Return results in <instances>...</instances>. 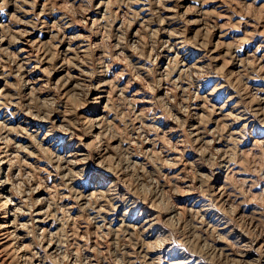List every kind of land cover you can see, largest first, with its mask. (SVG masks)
<instances>
[{"label":"rangeland","instance_id":"obj_1","mask_svg":"<svg viewBox=\"0 0 264 264\" xmlns=\"http://www.w3.org/2000/svg\"><path fill=\"white\" fill-rule=\"evenodd\" d=\"M159 2L0 0V38L4 37L0 40V121H5L0 128V149L3 150L0 151V183L6 187L0 195L6 206L12 207V217L18 226L12 236L14 241L10 240L12 251H0V260H3L0 264H25L27 260L26 264H172L174 261H187L181 264H225L227 261V264H247L239 261L241 251L235 247L241 241L239 238L242 236L246 240L244 250L250 252L251 244L264 237V0ZM220 118L222 122L218 121ZM42 166H46V170ZM211 189L224 195L222 200L212 197ZM202 195L205 197H200ZM123 198L128 202L122 201ZM197 198L200 203L194 206L196 209L204 205L205 200L206 208L212 210H208L211 216L205 221L203 216H196L189 210ZM123 212L125 219L137 223L134 231L121 225ZM34 219L38 220L34 222ZM144 221L149 229H154L153 238L149 237L146 224L141 225ZM227 222V231L233 230L231 237H221L216 228L227 227ZM152 224L155 226L150 228ZM128 235L136 245H132L131 239L128 241ZM44 248L47 251H42ZM251 253L253 261L248 264H259V254ZM233 255L237 259H233Z\"/></svg>","mask_w":264,"mask_h":264},{"label":"bare ground","instance_id":"obj_2","mask_svg":"<svg viewBox=\"0 0 264 264\" xmlns=\"http://www.w3.org/2000/svg\"><path fill=\"white\" fill-rule=\"evenodd\" d=\"M165 2H167V1H165ZM159 3H161V0H160ZM162 3H163V2H162ZM100 7H101V6H100ZM219 7H220V6H219ZM216 8H217V7H216ZM203 12H204V11H203ZM200 19H201V18H200ZM28 21H30V20H28ZM65 28H66V27H65ZM0 30H1V29H0ZM79 35H80V34L78 33V37H79ZM0 37H1V36H0ZM81 37H82V35H81ZM3 38H4V37H2V39H3ZM2 39L0 38V40H2ZM69 39H70V37H69ZM72 39H75V37H73ZM170 39H171V38H170ZM170 39H169V40H170ZM71 41H72V40H71ZM74 41H75V40H74ZM77 41H78V40H77ZM1 43H2V42H1ZM70 43H71V42H70ZM2 44H3V43H2ZM69 46H70V45H69ZM79 47H80V45H79ZM178 47H179V46H178ZM67 48H69V47H67ZM70 48H71V47H70ZM82 48H83V47H82ZM21 49H22V48H21ZM177 49H179V48H177ZM181 49H182V48H181ZM0 50H1V49H0ZM2 50H3V48H2ZM80 51H81V50H80ZM82 51H83V50H82ZM0 52H2V51H0ZM177 52H178V51H177ZM177 52H176V53H177ZM18 53H19V52H18ZM68 53H69V51H68ZM176 53H175V54H176ZM179 53H180V52H179ZM0 54H1V53H0ZM20 54H22V53H20ZM20 54H19V55H20ZM173 54H174V53H173ZM184 54H185V53H184ZM177 55H178V54H177ZM17 56H18V55H17ZM175 56H176V55H175ZM175 56H174V57H175ZM178 56H179V55H178ZM183 56H184V55H183ZM188 56H189V55H188ZM20 57H21V56H20ZM23 57H24V56H23ZM23 57H22V58H23ZM168 57H169V55H168ZM25 58H26V56H25ZM176 58H177V57H176ZM179 58H180V57H179ZM21 60H22V59H21ZM28 60H30V59H28ZM177 60H178V59H177ZM196 60H197V59H196ZM198 60H199V59H198ZM17 61H18V59H17ZM185 61H186V60H185ZM21 62H22V61H21ZM26 62H27V61H26ZM183 62H184V61H183ZM186 62H187V61H186ZM188 62H189V61H188ZM198 62H199V61H198ZM24 63H25V61L23 62V64H24ZM20 64H21V63H20ZM23 64H22V65H23ZM138 64H139V63H138ZM180 64H181V63H179V65H180ZM192 64H193V63H192ZM192 64H191V65H192ZM196 64H197V63H196ZM191 65H190V66H191ZM194 65H195V64H194ZM187 66H188V65H187ZM196 66H197V65H196ZM136 67H137V66H136ZM136 67H135V68H136ZM197 67H198V66H197ZM62 68H63V66H62ZM62 68H61V70H62ZM139 68H141V67L139 66ZM185 68H186V67H185ZM185 68H184V69H185ZM191 68H192V67H191ZM188 69H189V68H188ZM191 70H192V69H191ZM199 70L201 71V69H199ZM199 70H198V71H199ZM180 71H181V70H180ZM194 72H195V71H194ZM196 72H197V71H196ZM21 73H22V72H21ZM27 73H28V72H27ZM191 73H192V72H191ZM201 73H202V72H201ZM192 74H193V73H192ZM18 75H19V74H18ZM7 76H8V75H7ZM194 76H195V75H194ZM22 77H24V76H22ZM208 77H210V76H208ZM7 78H8V77H7ZM29 78H30V77H29ZM29 78H28V80H29ZM193 78H194V77H193ZM3 79H4V77H3ZM21 79H22V78H21ZM1 80H2V79H1ZM26 80H27V79H26ZM196 80H198V79H196ZM204 80H205V79H204ZM206 80H207V79H206ZM6 81H7V80H6ZM198 81H199V80H198ZM198 81H197V82H198ZM200 81H201V79H200ZM22 82H23V80H22ZM26 82H27V81H26ZM34 82H35V81H34ZM190 82H191V81H190ZM249 82H250V81H249ZM4 83H5V81H4ZM103 83H104V82H103ZM192 83H193V81H192ZM208 83H209V82H208ZM27 84H28V83H27ZM34 84H35V83H34ZM196 84H197V83H196ZM196 84H195V85H196ZM249 84H250V83H249ZM99 85H100V84H99ZM101 85H102V84H101ZM105 85H106V84H105ZM193 85H194V84H193ZM4 86H5V85H4ZM97 86H98V85H97ZM204 86H205V84H204ZM251 86H252V85H251ZM2 87H3V86H2ZM104 87H105V86H104ZM179 87H180V86H179ZM191 87H192V86H191ZM194 87H196V86H194ZM256 87H257V86H256ZM6 88H7V87H6ZM6 88H5V90H6ZM96 88H97V87H96ZM182 88H183V86H182ZM199 88H201V87H199ZM199 88H198V89H199ZM258 88H259V87H258ZM1 89H2V88H1ZM122 89H123V88H122ZM215 89H216V88H215ZM254 89H255V88H254ZM259 89H260V88H259ZM94 90H95V89H94ZM96 90H97V89H96ZM120 90H121V87H120ZM182 90H183V89H182ZM186 90H187V89H186ZM213 90H214V88H213ZM2 91H3V90H2ZM98 91H99V90H98ZM101 91H102V89H101ZM211 91H212V90H211ZM99 93H100V92H99ZM213 93H214V92H213ZM4 94H5V93H4ZM101 94H102V93H101ZM210 94H211V93H210ZM5 95H7V93H6ZM5 95H4V97H5ZM104 95H105V94H104ZM104 95H103V97H104ZM106 95H107V94H106ZM206 95H207V94H206ZM206 95H203V96H206ZM211 95H212V94H211ZM214 95H215V94H214ZM214 95H213V96H214ZM252 95H254V94H252ZM101 96H102V95H101ZM208 96H209V95H208ZM1 97H3V96H1ZM8 97H9V96H8ZM8 97H7V98H8ZM207 98H208V97H207ZM214 98H215V97H214ZM0 99H1V98H0ZM3 99H4V98H3ZM10 99H11V98H10ZM200 99H201V97H200ZM204 99H205V97H204ZM204 99H203V100H204ZM6 100H7V99H6ZM6 100H5V101H6ZM8 101H9V100H8ZM13 101H14V99H13ZM15 101H16V100H15ZM15 101H14V102H15ZM210 101H211V100H210ZM1 102H2V99H1ZM203 102H206V101H203ZM5 103H6V102H5ZM19 103H20V102H19ZM30 103H31V102H30ZM207 103H208V102H207ZM6 104H7V103H6ZM11 104H12V103H11ZM26 104H29V103H26ZM205 104H206V103H205ZM2 105H3V104H2ZM9 105H10V104H9ZM12 105H13V104H12ZM17 105H18V101H17ZM21 105H23V104H21ZM30 105H31V104H30ZM202 105H203V104H202ZM202 105H200V107H201ZM258 105H259V104H258ZM6 106H7V105H6ZM19 106H20V105H19ZM23 106H24V105H23ZM196 106H197V105H196ZM211 106H212V105H211ZM214 106H215V105H214ZM222 106H224V105H222ZM11 107H12V106H11ZM192 107H193V106H192ZM212 107H213V106H212ZM215 107H216V106H215ZM218 107H219V106H218ZM233 107H234V105H233ZM242 107H243V106H242ZM28 108H29V107H28ZM8 109H9V108H8ZM11 109H13V108H11ZM16 109H17V108H16ZM20 109H21V108H20ZM25 109H26V107H25ZM29 109H30V108H29ZM32 109H33V107H32ZM196 109H197V108H196ZM222 109H223V108H222ZM232 109H233V108H232ZM241 109H242V108H241ZM241 109H240V110H241ZM244 109H245V108H244ZM256 109H257V107H256ZM230 110H231V109H230ZM16 111H17V110H16ZM20 111H21V110H20ZM192 111H193V110H192ZM195 111H196V110H195ZM210 111H211V110H210ZM241 111H242V110H241ZM244 111H245V110H244ZM13 112H14V111H13ZM217 112H218V111H217ZM246 112H247V111H245V113H246ZM251 112H252V110H251ZM14 113H15V112H14ZM23 113H24V112H23ZM23 113H22V114H23ZM30 113H32V112H30ZM193 113H194V112H193ZM214 113H215V112H214ZM229 113H230V112H229ZM235 113H236V112H235ZM245 113H244V114H245ZM254 113H257V111L254 112ZM254 113H252V114H254ZM258 113H259V112H258ZM0 114H1V113H0ZM5 114H7V113H4V115H5ZM26 114H28V113H26ZM26 114H25V115H26ZM32 114H33V113H32ZM47 114H48V113H47ZM49 114H50V113H49ZM196 114H198V113H196ZM242 114H243V113H242ZM13 115H14V114H13ZM28 115H30V114H28ZM43 115H44V114H43ZM199 115H201V113H200ZM203 115H204V114H203ZM214 115H217V114H214ZM219 115H220V114H218V116H219ZM224 115H225V113H224ZM233 115H234V114H233ZM245 115H247V114H245ZM257 115H258V114H257ZM14 116H15V115H14ZM20 116H21V115H20ZM33 116H34V115H33ZM45 116H46V115H45ZM45 116H44V117H45ZM48 116H49V115H48ZM197 116H198V115H197ZM227 116H228V115H227ZM234 116H235V115H234ZM237 116H238V115H237ZM241 116H242V115H241ZM241 116H239V117H241ZM255 116H256V115H255ZM259 116H260V115H259ZM9 117H10V116H9ZM11 117H12V115H11ZM11 117H10V118H11ZM16 117H17V116H16ZM38 117H39V116H38ZM214 117H215V116H214ZM245 117H246V116H245ZM245 117H244V118H245ZM253 117H254V115H253ZM10 118H9V119H10ZM41 118H42V117H41ZM159 118H160V117H159ZM215 118H216V117H215ZM0 119H1V118H0ZM6 119H7V118H6ZM19 119H20V118H19ZM45 119H47V118H45ZM45 119H44V120H45ZM235 119H236V118H235ZM254 119H255V118H254ZM257 119H258V118H257ZM2 120H3V119H2ZM47 120H48V119H47ZM222 120H223V119H222ZM243 120H244V119H243ZM250 120H251V118H250ZM3 121H4V120H3ZM3 121H0V128H1V126H3V123H2ZM6 121H7V120H6ZM9 121H12V120H9ZM25 121H26V119H25ZM27 121H28V120H27ZM62 121H63V120H61V122H62ZM218 121L220 122V121H221V118H220ZM230 121H231V120H230ZM248 121H249V120H248ZM252 121H253V120H252ZM254 121H255V120H254ZM4 122H5V121H4ZM18 122H19V121H18ZM41 122H42V121H41ZM59 122H60V121H59ZM63 122H64V121H63ZM221 122H222V121H221ZM231 122H232V121H231ZM231 122H230V123H231ZM236 122H237V121H236ZM245 122H246V121H245ZM33 123H34V122H33ZM227 123H228V122H227ZM249 123H251V122H249ZM253 123H254V122H253ZM8 124H9V123H8ZM18 124H19V123H18ZM26 124H28V122H27ZM38 124H39V123H38ZM48 124H49V122H48ZM228 124H229V123H228ZM242 124H243V123H242ZM13 125H14V124H13ZM35 125H36V124H35ZM198 125H199V124H198ZM235 125H236V124H235ZM243 125H244V124H243ZM243 125H242V127H243ZM7 126H8V125H7ZM25 126H26V125H25ZM37 126H38V125H37ZM39 126H40V125H39ZM174 126H175V125H174ZM190 126H191V125H190ZM194 126H195V125H194ZM222 126H223V124H222ZM228 126H229V125H228ZM245 126H246V124H245ZM245 126H244V127H245ZM10 127H11V126H10ZM10 127L8 126L7 128H10ZM15 127H16V126H15ZM18 127H19V126H18ZM18 127H17V128H18ZM49 127L51 128V126H49ZM49 127H48V128H49ZM176 127H177V126H176ZM176 127H175V128H176ZM242 127H241V128H242ZM247 127H248V126H247ZM3 128H4V127H3ZM7 128H6V129H7ZM12 128H13V127H12ZM21 128H22V127H21ZM34 128H35V127H34ZM97 128H98V127H97ZM192 128H193V127H192ZM192 128H191V129H192ZM194 128H195V127H194ZM6 129H5V130H6ZM10 129H11V128H10ZM24 129H25V128H23V130H24ZM38 129H39V128H38ZM170 129H171V128H170ZM170 129H169V130H170ZM172 129H173V128H172ZM257 129H258V128H257ZM25 130H26V129H25ZM27 130H29V129L27 128ZM41 130H42V129H41ZM46 130H47V129H46ZM51 130H52V129H51ZM140 130L142 131V129H140ZM193 130H194V129H193ZM195 130H198V129L196 128ZM228 130H229V129H228ZM244 130H245V129H244ZM6 131H7V130H6ZM11 131H12V130H11ZM15 131H16V130H15ZM21 131H22V130H21ZM33 131H34V130H33ZM198 131H200V130H198ZM198 131H196V132H198ZM231 131H232V130H231ZM26 132H27V131H26ZM37 132H38V131H37ZM37 132H36V133H37ZM42 132H43V131H42ZM49 132H50V131H49ZM137 132H138V131H137ZM170 132H171V130L169 131V133H170ZM196 132H195V134H196ZM203 132H205V131H203ZM203 132H201V133H203ZM210 132H211V131H210ZM8 133H9V132H8ZM8 133H7V134H8ZM12 133H13V132H12ZM21 133H22V132H21ZM21 133H20V135H21ZM24 133H25V132H24ZM31 133H32V132H31ZM38 133H39V132H38ZM55 133H57V132H55ZM139 133H140V131H139ZM166 133H167V132H166ZM191 133H192V132H190V135L193 134V133H192V134H191ZM199 133H200V132H199ZM199 133H197V134H199ZM230 133H231V132H230ZM5 134H6V133H5ZM10 134H11V133H10ZM15 134H16V133H15ZM61 134H62V133H61ZM232 134H233V133H232ZM24 135H25V134H24ZM44 135H46V134H44ZM47 135H48V134H47ZM53 135H54V134H53ZM142 135H143V134H142ZM151 135H152V134H151ZM201 135H203V134H201ZM11 136H13V135H11ZM11 136H10V137H11ZM28 136L30 137V133H29ZM36 136H37V135H36ZM38 136H39V135H38ZM49 136H51V135H49ZM49 136H48V137H49ZM168 136H170V135H168ZM182 136H183V135H182ZM194 136H195V135H194ZM232 136H233V135H232ZM2 137H3V136H2ZM2 137H1V138H2ZM4 137H5V135H4ZM8 137H9V136H8ZM17 137H19V136H17ZM33 137H34V136H33ZM45 137H47V136H45ZM45 137H44V139H45ZM140 137H141V136H140ZM229 137H230V136H229ZM15 138H16V137H15ZM22 138H23V137H22ZM31 138H32V137H31ZM37 138H38V137H37ZM37 138H36V139H37ZM42 138H43V137H42ZM49 138H50V137H49ZM59 138H60V137H59ZM59 138H57V139H59ZM143 138H144V137H143ZM191 138H192V137H191ZM191 138H190V139H191ZM204 138H205V137H204ZM231 138H234V137H231ZM2 139H3V138H2ZM24 139H25V138H24ZM27 139H30V138H27ZM34 139H35V138H34ZM34 139H33V141H34ZM36 139H35V141H36ZM44 139H43V140H44ZM150 139H151V138H150ZM194 139H195V138H194ZM198 139H200V137H199ZM205 139H206V138H205ZM205 139H204V140H205ZM18 140H19V139H18ZM68 140H70V138H69ZM179 140H180V139H179ZM206 140H207V139H206ZM2 141H4V140H2ZM5 141H8V140L6 139ZM144 141H145V140H144ZM150 141H151V140H150ZM201 141H202V140H201ZM201 141H200V142H201ZM209 141H211V140H209ZM11 142H12V141H11ZM11 142H10V144H11ZM18 142H19V141H18ZM24 142H25V141H24ZM29 142H30V141H29ZM52 142H53V141H52ZM151 142H152V141H151ZM186 142H187V141H186ZM195 142H196V141H195ZM206 142H207V141H206ZM211 142H212V141H211ZM7 143H8V142H7ZM14 143H15V141H14ZM20 143H21V142H20ZM54 143H55V142H54ZM58 143H59V142H58ZM147 143H148V142H147ZM153 143H154V141H153ZM153 143H152V144H153ZM190 143H191V142H190ZM196 143H199V141L196 142ZM209 143H210V142H209ZM37 144H38V143H37ZM39 144H41V143H39ZM4 145H6V144L4 143ZM17 145H19V143H18ZM17 145H16V146H17ZM205 145H206V144H205ZM1 146H3V145H1ZM24 146H25V145H24ZM24 146H23V147H24ZM48 146H49V145H48ZM59 146H60V145H59ZM61 146H62V145H61ZM147 146H148V145H147ZM199 146H200V145H199ZM221 146H222V145H221ZM23 147H22V150H23ZM26 147H27V145H26ZM28 147H31V146L28 145ZM50 147H51V145H50ZM75 147H76V145H75ZM202 147H203V146H202ZM3 148H4V147H3ZM16 148H17V147H16ZM24 148H25V147H24ZM45 148H46V146H45ZM78 148H79V147H78ZM78 148H77V149H78ZM126 148L129 149L128 147H126ZM126 148H125V150H126ZM198 148H199V147H198ZM225 148H226V147H225ZM225 148H224V149H225ZM5 149H6V148H5ZM42 149H44V148H42ZM47 149H49V148H47ZM56 149H57V148H56ZM219 149H222V148H219ZM8 150H9V149H8ZM17 150H18V148H17ZM17 150H16V151H17ZM45 150H46V149H45ZM49 150H50V149H49ZM202 150H203V148H202ZM215 150H218V149H215ZM222 150H223V149H222ZM0 151H1V149H0ZM2 151H3V150H2ZM2 151H1V152H2ZM4 151H5V150H4ZM6 151H7V150H6ZM9 151H10V150H9ZM31 151H32V150H30V152H31ZM47 151H48V150H47ZM59 151H60V150H59ZM59 151H58V152H59ZM73 151H74V150H73ZM224 151H225V150H224ZM21 152H22V151H21ZM27 152H28V151H27ZM30 152H29V153H30ZM32 152H33V151H32ZM32 152H31V153H32ZM52 152H53V151H52ZM218 152H219V151H218ZM220 152H221V151H220ZM16 153H17V152H16ZM23 153H24V152H23ZM29 153H28V154H29ZM47 153H48V152H47ZM54 153H56V151H55ZM54 153H53V154H54ZM73 153H74V152H73ZM125 153H126V152H125ZM127 153H129V152H127ZM200 153H201V150H200ZM2 154H3V153H2ZM5 154H6V153H5ZM48 154H49V153H48ZM51 154H52V153H51ZM53 154H52V155H53ZM68 154H69V153H68ZM71 154H72V153H71ZM6 155H7V154H6ZM23 155H24V154H23ZM25 155H26V153H25ZM49 155H50V154H49ZM65 155H66V154H65ZM81 155H82V153H81ZM85 155H86V154H85ZM99 155H100V154H99ZM128 155H129V154H128ZM130 155H131V153H130ZM130 155H129V156H130ZM4 156H5V155H4ZM14 156H16V155H14ZM53 156H55V155H53ZM57 156H58V154H57ZM6 157H10V156H6ZM6 157H5V158H6ZM44 157H45V156H44ZM47 157H48V155H47ZM59 157H60V155H59ZM74 157H75V156H74ZM78 157H79V156H78ZM78 157H77V158H78ZM99 157H101V155H100ZM14 158H15V157H14ZM28 158H30V156H29ZM52 158H53V157H52ZM77 158H76V159H77ZM79 158H80V157H79ZM88 158H89V157H88ZM130 158H132V156H131ZM61 159H62V158H61ZM66 159H67V158H66ZM73 159H74V158H73ZM81 159H83V157H82ZM85 159H86V158H85ZM95 159H96V157H95ZM104 159H105V158H104ZM222 159H224V158H222ZM6 160H7V159H6ZM57 160H59V159H57ZM68 160H69V159H68ZM71 160H72V159H71ZM71 160H69V161H71ZM86 160H88V159H86ZM102 160H103V159H101L100 161L102 162ZM54 161H56V160L54 159ZM59 161H60V160H59ZM64 161H65V159H64ZM82 161H84V160H82ZM100 161H99V163H100ZM228 161H229V159H228ZM12 162H13V161H12ZM36 162H37V164H38V161H36ZM60 162H61V161H60ZM66 162H67V160H66ZM71 162H72V161H71ZM76 162H77V161H76ZM87 162H88V161H87ZM87 162H86V163H87ZM104 162H105V161H104ZM229 162H230V161H229ZM40 163H41V162H40ZM56 163H57V162H56ZM73 163H74V162H73ZM97 163H98V162H96V165H97ZM7 164H8V163H7ZM22 164H24V161L22 162ZM54 164H55V163H54ZM57 164H58V163H57ZM62 164H63V163H62ZM66 164H67V163H66ZM76 164H77V163H76ZM100 164H101V163H100ZM133 164H134V163H133ZM70 165H71V164H70ZM84 165H85V164H84ZM94 165H95V164H94ZM98 165H99V164H98ZM108 165H109V164H108ZM108 165H106V166H108ZM230 165H231V164H230ZM230 165H229V166H230ZM12 166H13V165H12ZM57 166H58V165H57ZM72 166H73V165H72ZM72 166H70V167H72ZM87 166H88V165H87ZM100 166H101V165H100ZM100 166H99V167H100ZM224 166H225V165H224ZM229 166H228V167H229ZM39 167H40V166H39ZM42 167H43V166H42ZM44 167H46V166H44ZM44 167H43V168H44ZM67 167H68V166H67ZM73 167H74V166H73ZM75 167H76V166H75ZM102 167H103V164H102ZM200 167H201V166H200ZM231 167H232V166H231ZM1 168H2V167H1ZM7 168H8V167H7ZM7 168H6V169H7ZM37 168H38V166H37ZM57 168H58V167H57ZM57 168H56V169H57ZM64 168H65V167H64ZM68 168H69V167H68ZM68 168H67V169H68ZM84 168H85V167H84ZM95 168H96V167H95ZM233 168H234V167H233ZM233 168H232V169H233ZM8 169H9V168H8ZM8 169H7V170H8ZM14 169H15V168H14ZM19 169H20V168H19ZM44 169H45V168H44ZM58 169H59V168H58ZM58 169H57V170H58ZM102 169H103V168H102ZM104 169H106V168H104ZM108 169H109V168H108ZM108 169H107V170H108ZM112 169H113V168H112ZM225 169H226V168H225ZM45 170H46V169H45ZM62 170H63V169H62ZM69 170H70V168H69ZM55 171H56V170H55ZM84 171H86V170L84 169ZM84 171H83V172H84ZM87 171H88V170H87ZM89 171H90V170H89ZM108 171H110V170H108ZM219 171H220V170H219ZM223 171H224V170H223ZM0 172H2V171L0 170ZM19 172H20V171H18V173H19ZM49 172H50V174H51V171H49ZM74 172H75V171H74ZM110 172H111V171H110ZM215 172H217V171H215ZM3 173H4V172H3ZM5 173H6V172H5ZM18 173H17V174H18ZM45 173H46V172H45ZM61 173H62V171H61ZM75 173H77V172H75ZM75 173H74V174H75ZM78 173H79V172H78ZM78 173H77V175H79ZM101 173H102V172H101ZM108 173H109V172H108ZM111 173H112V172H111ZM237 173H238V172H237ZM17 174H16V175H17ZM54 174H55V173H54ZM66 174H68V173H66ZM70 174H71V172H70ZM70 174H68V175H70ZM83 174H84V173H83ZM83 174H82V175H83ZM91 174H92V172H91ZM94 174H95V173H94ZM5 175H6V174H5ZM47 175H48V173H47ZM52 175H53V174H52ZM62 175H63V174H62ZM68 175H66V176H68ZM80 175H81V174H80ZM207 175H208V174H207ZM207 175H206V176H207ZM211 175H212V174H211ZM53 176H54V175H53ZM58 176H59V175H58ZM60 176H61V175H60ZM63 176H64V175H63ZM72 176H73V175H72ZM72 176H69V177H71L70 180H72ZM75 176H76V175H75ZM226 176H227V175H226ZM5 177H6V176H5ZM17 177H18V176H17ZM78 177H79V176H78ZM103 177H104V176H103ZM115 177H116V176H115ZM213 177H214V176H213ZM215 177H216V176H215ZM228 177H229V175H228ZM230 177H231V176H230ZM53 178H54V177H53ZM74 178H75V177H74ZM84 178H85V177H84ZM219 178H220V177H219ZM44 179H45V178H44ZM48 179H49V178H48ZM64 179H65V178H64ZM67 179H68V177H67ZM76 179H77V176H76ZM208 179H209V178H208ZM225 179H227V178L225 177ZM225 179H224V180H225ZM229 179H230V178H229ZM245 179H246V178H245ZM57 180H58V179H57ZM59 180H60V179H59ZM59 180H58V181H59ZM219 180H220V179H219ZM1 181H2V179H1ZM1 181H0V182H1ZM3 181H6V180L3 179ZM9 181H10V180H9ZM43 181H44V180H43ZM48 181H49V180H48ZM48 181H47V182H48ZM52 181H53V180H52ZM54 181H56V179H55ZM81 181H82V180H81ZM217 181H218V179H217ZM222 181H223V180H222ZM245 181H246V180H245ZM6 182H8V181H6ZM47 182H46V186H47ZM75 182H77V181H75ZM96 182H97V181H96ZM184 182H186V181H184ZM3 183H4V182H3ZM48 183H49V182H48ZM60 183H61V182H60ZM63 183H64V182H63ZM113 183H114V182H113ZM113 183H111V184L113 185ZM116 183H117V182H116ZM116 183H115V184H116ZM222 183H223V182H222ZM224 183H226V182H224ZM10 184H11V183H10ZM42 184H44V183L42 182ZM57 184L59 185V183H57ZM69 184H70V183H69ZM84 184H85V183H84ZM201 184H202V183H201ZM201 184H200V186H201ZM13 185H14V184H13ZM55 185H56V183H55ZM62 185H63V184H62ZM70 185H72V184H70ZM70 185H69V186H70ZM75 185H76V184H75ZM112 185H111V186H112ZM226 185H227V183H226ZM14 186H15V185H14ZM39 186H40V185H39ZM48 186H49V185H48ZM67 186H68V185H67ZM81 186H82V185H81ZM113 186H114V185H113ZM183 186H184V185H183ZM210 186L214 188V186H212V185H210ZM51 187H53V185H52ZM58 187H59V186H58ZM60 187H61V186H60ZM108 187H109V186H108ZM108 187H107V188H108ZM117 187H118V186H117ZM219 187H220V186H219ZM39 188H40V187H39ZM43 188H44V187H43ZM53 188H54V187H53ZM66 188H67V187H66ZM72 188H73V187H72ZM83 188H84V187H83ZM83 188H82V189L80 188V189L83 190ZM103 188H104V187H103ZM103 188H102V189H103ZM109 188H110V187H109ZM220 188H221V187H220ZM225 188H226V187H225ZM5 189H6V187H5V186H2V184L0 183V194H1V193L3 194V193L5 192ZM17 189H18V188H17ZM49 189H50V188H49ZM51 189H52V188H51ZM51 189H50V190H51ZM56 189H57V187H56ZM60 189H61V188H60ZM68 189H69V188H68ZM70 189H71V186H70ZM203 189H204V188H203ZM214 189H215V188H214ZM223 189H224V188H223ZM223 189H222V190H223ZM228 189H229V188H228ZM8 190H9V189H8ZM50 190H49V191H50ZM52 190H53V189H52ZM63 190H64V189H63ZM72 190H73V189H72ZM72 190H71V191H72ZM74 190H77V189L74 188ZM95 190H96V189H95ZM105 190L107 191V189H105ZM105 190H104V191H105ZM200 190H201V189H200ZM211 190H212V189H211ZM215 190H216V189H215ZM217 190H218V189H217ZM229 190H230V189H229ZM9 191H10V190H9ZM15 191H17V190H15ZM18 191H19V189H18ZM20 191H21V189H20ZM20 191H19V192H20ZM35 191H36V190H35ZM65 191H66V189H65ZM65 191H64V192H65ZM92 191H94V190H92ZM109 191H110V190H109ZM111 191H112V190H111ZM192 191H193V190H192ZM202 191H203V190H202ZM212 191H213V190H212ZM224 191H225V193H226V189H225ZM21 192H22V191H21ZM21 192H20V193H21ZM55 192H56V190H55ZM66 192H67V191H66ZM78 192H79V191H78ZM78 192H77V193H78ZM81 192H83V191H81ZM90 192H91V191H90ZM95 192H96V191H95ZM175 192H176V191H175ZM177 192H178V191H177ZM205 192H206V191H205ZM43 193H44V192H43ZM57 193H59V191H58ZM69 193H71V192H69ZM69 193H68V194H69ZM72 193H73V191H72ZM72 193H71V194H72ZM109 193H110V192H109ZM116 193H117V192H116ZM198 193H199V192H198ZM201 193H202V192H201ZM227 193H228V192H227ZM227 193H226V194H227ZM231 193H232V190H231ZM233 193H234V192H233ZM27 194H28V192H27ZM50 194H51V193H50ZM54 194H55V193H54ZM68 194H65V195H68ZM74 194H76V193L74 192ZM83 194H84V193H83ZM97 194H98V193H97ZM101 194H102V191H101ZM103 194H104V193H103ZM103 194H102V195H103ZM178 194H180V192H179ZM189 194H190V193H189ZM202 194H203V193H202ZM234 194H235V193H234ZM24 195H26V193H25ZM39 195H40V194H39ZM41 195H42V194H41ZM55 195H56V194H55ZM91 195L94 196V194H91ZM113 195H114V194H113ZM204 195H205V193H204ZM204 195H202V196H200V197H205ZM210 195H211L212 197H214V198L216 197L217 199H221V197L224 196V195L220 194L219 191H215V192L213 191V192H211ZM229 195H230V194H228V196H229ZM26 196H27V195H26ZM58 196H59V195H58ZM69 196H70V195H69ZM78 196H79V195H78ZM80 196H81V195H80ZM83 196H84V195H83ZM83 196H81V198H82ZM98 196H99V195H98ZM100 196H101V195H100ZM117 196H119V195H117ZM117 196H115V197H117ZM174 196H175V195H174ZM176 196H177V195H176ZM228 196H227V197H228ZM230 196H231V195H230ZM2 197H3V196L0 195V201L3 200ZM5 197H6V196H5ZM24 197H25V196H24ZM24 197H23V198H24ZM28 197H30V196H28ZM89 197H90V196H89ZM89 197H88V198H89ZM103 197H104V196H103ZM103 197H102V198H103ZM113 197H114V196H113ZM123 197H124V196H123ZM191 197H192V196H191ZM196 197H197V196H196ZM3 198H4V197H3ZM8 198H10V197H8ZM11 198H12V197H11ZM39 198H40V197H39ZM49 198H50V197H49ZM62 198H63V197H62ZM76 198H80V197H76ZM107 198H108V197H107ZM107 198H106V199H107ZM110 198H111V197H110ZM110 198H108V199H110ZM206 198H207V197H206ZM208 198H209V197H208ZM214 198H213V199H214ZM237 198H238V197H237ZM5 199H6V198H5ZM14 199H15V196H14ZM26 199H27V198H26ZM57 199H58V198H57ZM94 199H95V198H94ZM98 199H99V198H98ZM112 199H113V198H112ZM125 199H126V198H125ZM225 199H226V198H225ZM231 199H232V198H231ZM6 200H7V199H6ZM12 200H13V199H12ZM15 200H16V199H15ZM23 200H24V199H23ZM23 200H22V201H23ZM28 200H29V199H28ZM59 200H60V199H59ZM68 200H69V199H68ZM77 200H78V199H77ZM77 200H76V201H77ZM85 200H87V199H85ZM123 200H124V198L122 199V201H123ZM198 200H199V198H197V200H195V201L193 202V204H191V208H190L189 210H190V211H193V212L196 214V216H197V215H201V216H203L204 221H205L206 218H208L209 216H211V214L209 213L210 211L208 212V210H211V208H206V201L204 200V205H202L201 207H199V208L196 209L194 206H197L198 203H200ZM221 200H222V199H221ZM235 200H236V199H235ZM45 201H46V200H45ZM63 201H64V200H63ZM80 201H81V200H80ZM83 201H84V200H83ZM95 201H97V200H95ZM99 201H100V200H98L97 202H99ZM102 201H103V199H102ZM108 201H109V203H111L110 200H108ZM112 201H114V200H112ZM124 201H125V200H124ZM126 201H127V200H126ZM126 201H125V202H126ZM215 201H216V200H215ZM215 201H214V202H215ZM7 202H8V201H7ZM11 202H12V201H11ZM48 202H49V200H48ZM106 202H107V201H106ZM115 202H116V201H115ZM118 202H119V201H118ZM127 202H128V201H127ZM210 202H211V201H210ZM226 202H227V200H226ZM20 203H21V202H20ZM35 203H36V202H34V204H35ZM57 203H58V202H57ZM77 203H79V202H77ZM88 203H89V202H88ZM101 203H102V202H101ZM113 203H114V202H113ZM122 203H123V202H122ZM132 203H133V202H132ZM208 203H209V202H208ZM220 203H221V202H220ZM220 203H219V204H220ZM228 203H229V202H228ZM239 203H240V202H239ZM17 204H19V203H17ZM30 204H31V203H30ZM49 204H51V203H49ZM54 204H55V203H54ZM79 204H80V203H79ZM79 204H78V205H79ZM86 204H87V201H86ZM86 204H85V205H86ZM107 204H108V203H107ZM123 204H125V203H123ZM129 204H130V203H129ZM136 204H138V202L135 203V205H136ZM151 204H152V203H151ZM155 204H156V205H155ZM155 204H154V205L156 206L155 208H157V207H158V206H157L158 203H155ZM168 204H169V203H168ZM168 204H167V205H168ZM171 204H172V203H171ZM173 204H175V203H173ZM202 204H203V203H202ZM210 204H212V203H210ZM230 204H233V203H230ZM19 205H21V204H19ZM24 205H25V204H24ZM24 205H23V206H24ZM26 205H28V204H26ZM87 205H88V204H87ZM100 205H101V204H100ZM112 205H113V204H112ZM112 205H111V207H114V208H115L116 205H114V206H112ZM135 205H134V206H135ZM164 205H165V204H164ZM169 205H170V204H169ZM213 205H214V204H213ZM221 205H222V203H221ZM221 205H220V206H221ZM225 205H226V204H225ZM235 205H237V204H235ZM12 206H13V205H12ZM23 206H22V207H23ZM28 206H29V205H28ZM39 206H40V204H39ZM45 206H47V205H45ZM64 206H65V205H64ZM68 206H69V204H68ZM70 206H72V205H70ZM73 206H74V205H73ZM102 206H103V203H102ZM102 206H101V207H102ZM107 206H108V205H107ZM117 206H118V205H117ZM173 206H175V205H173ZM210 206H211V205H210ZM1 207H2L3 212H2V214H0V251H1V252H2V251L5 252V251H7L8 249L11 248L12 245L10 244V240H11L12 236L16 233V228H17L18 226H17V227L15 226V220H16V219L14 220V218L12 217V216H13V215H12V212H13V211H12V207L6 206L5 201H2V202H1ZM25 207H26V206H25ZM30 207H31V206H30ZM35 207H36V206H35ZM40 207H41V206H40ZM51 207H52V206H51ZM57 207H58V206H57ZM60 207H62V206L60 205ZM75 207H76V206H75ZM84 207L88 208L87 206H84ZM99 207H100V206H99ZM105 207H106V206H105ZM137 207H138V206H137ZM152 207H154V206H152ZM159 207H160V206H159ZM164 207H165V206H164ZM166 207H167V206H166ZM184 207H185V206H184ZM215 207H216V206H215ZM230 207H231V206H230ZM33 208H34V207H33ZM36 208H37V207H36ZM68 208H69V207H68ZM68 208H67V209H68ZM70 208H71V207H70ZM82 208H83V207H82ZM86 208H85V209H86ZM94 208H95V207H94ZM107 208H108V207H107ZM109 208H110V207H109ZM114 208H113V209H114ZM130 208H131V207H130ZM130 208H129V209H130ZM160 208H161V207H160ZM172 208H173V207H172ZM177 208H178V207H177ZM212 208H213V207H212ZM217 208L219 209L220 207H217ZM14 209H15V208H14ZM17 209H18V208H17ZM24 209H25V208H24ZM38 209H39V208H38ZM59 209H60V211H62L61 208H59ZM76 209H77V208H76ZM83 209H84V208H83ZM95 209H96V208H95ZM97 209H99V208H97ZM116 209H117V208H116ZM127 209H128V207H127ZM129 209H128V210H129ZM137 209H138V208H137ZM157 209H158V208H157ZM164 209H166V208H164ZM164 209H163V210H164ZM170 209H171V208H170ZM184 209H185V208H184ZM187 209H188V208H186V210H187ZM222 209H224V208H222ZM240 209H241V208H240ZM253 209H254V208H253ZM259 209H260V208H259ZM261 209H262V208H261ZM33 210H34V209H33ZM43 210H44V209H43ZM46 210L48 211V208H47ZM73 210H74V209H73ZM73 210H71V211H73ZM77 210H78V212H79V209H77ZM81 210H82V209H81ZM90 210H91V209H90ZM104 210H105V209H104ZM108 210H109V209H108ZM110 210H111V209H110ZM155 210H156V209H155ZM158 210H159V209H158ZM160 210H161V209H160ZM176 210H177V209H176ZM216 210H217V209H216ZM26 211H27V210H26ZM26 211H25V212H26ZM47 211H46V213H47ZM55 211H56V210H55ZM84 211H85V210H84ZM91 211H92V210H91ZM91 211H90V214H91ZM98 211H99V210H98ZM102 211H103V210H102ZM106 211H107V210H106ZM111 211H112V210H111ZM111 211H110V212H111ZM141 211H142V210H141ZM141 211H140V212H141ZM144 211H145V210H144ZM166 211H167V210H166ZM173 211H174V209H173ZM211 211H212V210H211ZM220 211H221V210H220ZM248 211H249V210H248ZM250 211H251V210H250ZM16 212H18V211H16ZM20 212H21V211H20ZM32 212H34V211H32ZM42 212H43V211H42ZM42 212H41V213H42ZM62 212H63V211H62ZM68 212H69V210H68ZM78 212H77V213H78ZM87 212H88V211H87ZM87 212H86V213H87ZM110 212H109V213H110ZM125 212H126V211H125ZM125 212H123V213H124L123 216L125 215ZM161 212H162V211H161ZM167 212H168V211H167ZM187 212H188V211H187ZM193 212H192V213H193ZM242 212H244V211H242ZM242 212H241V213H242ZM246 212H247V211H246ZM36 213H37V212H36ZM53 213H54V212H53ZM55 213H56V212H55ZM74 213H75V212H74ZM107 213H108V212H107ZM107 213H105V215H107ZM144 213H145V212H144ZM144 213H143V214H144ZM175 213H176V212H175ZM175 213H174V214H175ZM192 213H190V214H192ZM222 213H224V212H222ZM256 213H257V212H256ZM18 214H19V212H18ZM20 214H21V213H20ZM48 214H49V213H48ZM56 214H57V213H56ZM88 214H89V213H88ZM102 214H103V213H102ZM102 214H101V215H102ZM112 214H113V213H112ZM126 214H127V213H126ZM147 214H148V213H147ZM218 214H219V213H218ZM224 214H225V213H224ZM235 214H236V213H235ZM237 214H238V213H237ZM43 215H44V214H43ZM51 215H52V214H51ZM51 215H49V216L51 217ZM57 215H58V214H57ZM69 215H70V214H69ZM96 215H97V213H96ZM140 215H141V214H140ZM250 215H251V214H250ZM30 216H31V214H30ZM45 216H46V215H45ZM53 216H54V215H53ZM123 216H122V217H123ZM132 216H134V215H132ZM138 216H139V215H138ZM141 216H142V215H141ZM173 216H174V215H173ZM196 216H195V217H196ZM215 216H216V215H215ZM217 216H218V215H217ZM220 216H221V215H220ZM239 216H240V215H239ZM244 216H246V215H244ZM92 217H94V216L92 215ZM92 217H91V218H92ZM113 217H114V216H113ZM115 217H116V216H115ZM126 217H127V216H126ZM146 217H148V216H146ZM193 217H194V216H193ZM195 217H194V218H195ZM223 217H225V216H223ZM240 217H242V216H240ZM247 217H248V216H247ZM249 217H250V216H249ZM258 217H259V216H258ZM20 218H21V216H20ZM53 218H54V217H53ZM58 218H59V217H58ZM69 218H70V216H69ZM88 218H90V215H89ZM100 218H101V217H100ZM100 218H98V219H100ZM118 218H119V217H118ZM137 218H138V217H137ZM194 218H193V219H194ZM203 218H202V219H203ZM219 218H221V217H219ZM227 218H228V217H227ZM231 218H232V217H231ZM242 218H243V217H242ZM260 218H261V217H260ZM17 219H18V218H17ZM24 219H25V218H24ZM60 219H61V218H60ZM107 219H108V218H107ZM130 219H131V218H130ZM141 219H142V218H141ZM141 219H140V221H141ZM154 219H155V218H154ZM213 219H214V218H213ZM35 220H38V219H34V222H35ZM41 220H42V218H41ZM41 220H39V221H41ZM46 220H47V219H46ZM56 220H57V219H56ZM118 220H119V219H118ZM146 220H147V219H146ZM148 220H149V219H148ZM150 220H151V219H150ZM199 220H200V219H199ZM27 221H29V219H28ZM42 221H43V220H42ZM48 221H49V220H48ZM74 221L76 222V220H74ZM89 221H90V220H89ZM101 221H102V220H101ZM200 221H201V220H200ZM208 221H209V220H208ZM208 221L206 220V222H208ZM220 221H221V219H220ZM225 221H226V220H225ZM229 221H230V220H229ZM251 221H252V220H251ZM255 221H256V219H255ZM16 222H17V221H16ZM24 222H25V221H24ZM24 222H23V224H24ZM53 222H54V221H53ZM57 222H58L57 224H59V221H57ZM64 222H65V221H64ZM64 222H62V224H63ZM95 222H96V221H95ZM106 222H107V221H106ZM111 222H113V221H111ZM144 222H145V221H144ZM202 222H203V221H202ZM221 222H222V221H221ZM25 223H27V222H25ZM73 223H74V222H73ZM78 223H79V222H78ZM90 223H91V222H90ZM109 223H110V222H109ZM118 223H119V222H118ZM149 223H150V222H149ZM203 223H204V222H203ZM203 223H202V224H203ZM209 223H210V222H209ZM211 223H212V222H211ZM216 223H217V222H216ZM229 223H231V222H229ZM235 223H236V222H235ZM249 223H251V222H249ZM17 224H18V223H17ZM21 224H22V223H21ZM42 224H43V223H42ZM50 224H51V223H50ZM74 224H75V223H74ZM105 224H106V223H105ZM119 224H120V223H119ZM140 224H141V223H140ZM145 224H146V227H145L146 231H148V232L150 231V233H149V237H152V236L154 235L155 232H153L154 229L151 228V226L153 227V225L155 226V224L150 225V228H151L152 230L149 229V227L147 226V225H148L147 222L142 223L141 225L143 226V225H145ZM196 224H197V223H196ZM222 224H223V223H222ZM224 224H225V223H224ZM25 225H26V224H25ZM28 225H29V224H28ZM45 225H47V224H45ZM79 225H80V224H79ZM83 225H84V224H83ZM98 225H100V224H98ZM98 225H97V226H98ZM108 225H109V224H107L106 226H108ZM121 225H123V226H124L126 229H128V230H131V228H132L133 231H134V227H135V226L138 227L137 223H133V222L131 223L130 221H128L127 219H125V216H124V218H122V220H121ZM217 225H218V224H217ZM226 225H227V227H225V226H221V227L216 228L217 230L215 229L216 231L219 232V235H221V237H222V235H228L229 237H231L230 234L232 233L233 230L230 228L232 231H227V229H228V222H227ZM233 225H234V223H233ZM26 226H27V225H26ZM40 226H41V225H40ZM68 226H69V225H68ZM72 226H73V225H72ZM76 226H77V225H76ZM111 226H112V224H111ZM111 226H110V227H111ZM197 226H199V225H197ZM211 226H213V225H211ZM21 227H22V226H21ZM27 227H28V226H27ZM27 227H26V228H27ZM34 227H35V226H34ZM49 227H50V226H49ZM49 227H48V228H49ZM62 227H63V226H62ZM62 227H61V228H62ZM77 227H78V226H77ZM95 227H96V226H95ZM98 227H99V226H98ZM100 227H101V226H100ZM110 227H109V228H110ZM117 227H118V226H117ZM124 227H123V228H124ZM137 227H136V228H137ZM194 227H195V226H194ZM208 227H209V226H208ZM40 228H41V227H40ZM44 228H45V227H44ZM69 228H70V227H69ZM78 228H79V227H78ZM78 228H77V230H78ZM109 228H108V229H109ZM112 228H113V227H112ZM112 228H111V229H112ZM139 228H140V227H139ZM197 228H198V227H197ZM211 228H213V227H211ZM233 228H234V227H233ZM28 229H29V228H28ZM28 229H27V230H28ZM34 229H35V228H34ZM42 229H43V228H42ZM53 229H54V228H53ZM55 229H56V228H55ZM73 229H74V228L72 227V230H73ZM80 229H81V227H80ZM84 229H85V228H84ZM95 229H96V228H95ZM97 229H98V228H97ZM102 229H103V227H102ZM102 229H101V230H102ZM117 229H118V228H117ZM117 229H116L115 231H117ZM120 229H121V228H120ZM206 229H207V226H206ZM40 230H41V229H40ZM58 230H59V228H58ZM60 230H61V229H60ZM69 230H70V229H69ZM72 230H70V231L72 232ZM141 230H142V229H141ZM141 230H140V232H141ZM215 230H214V232H215ZM236 230H237V229H236ZM236 230H235V231H236ZM24 231H25V230H24ZM28 231H29V230H28ZM48 231H49V229H48ZM62 231H63V230H62ZM74 231H75V230H74ZM82 231H83V230H82ZM98 231H99V230H98ZM115 231H114V232H115ZM122 231H123V229H122ZM146 231H145V232H146ZM210 231H211L210 233H212V230H210ZM226 231H227L228 233H227ZM262 231H263V230H262ZM17 232H18V231H17ZM40 232H41V231H40ZM42 232H43V231H42ZM53 232H54V231H52V233H53ZM76 232H77V231H76ZM84 232H85V231H84ZM96 232H97V231H96ZM106 232H107V231H106ZM142 232H143V231H142ZM165 232H166V231H165ZM167 232H168V231H167ZM30 233H31V229H30ZM63 233H64V232H62V235H63ZM67 233H68V232H67ZM72 233H74V232H72ZM72 233H71V234H72ZM104 233H105V232H104ZM116 233H117V232H116ZM136 233H137V232H136ZM156 233H157V232H156ZM226 233H227V234H226ZM20 234H21V233H20ZM20 234H19V235H20ZM28 234H29V233H28ZM31 234H33V233H31ZM47 234H48V233H47ZM84 234H85V233H84ZM84 234H83V235H84ZM96 234H97V233H96ZM111 234H114V233H112V231H111ZM118 234H119V233H118ZM123 234H124V233H123ZM123 234H122V235H123ZM127 234H130V233H127ZM131 234H133V236H134V233H131ZM159 234H160V232H159ZM212 234H213V233H212ZM212 234H211V235H212ZM217 234H218V233H216V235H217ZM16 235H17V234H16ZM29 235H30V234H29ZM34 235H35V234H34ZM43 235H45V231H44V234H43ZM49 235H50V234H49ZM54 235H55V234H54ZM60 235H61V234H60ZM60 235H59V236H60ZM67 235H68V234H67ZM73 235H74V234H73ZM76 235H77V234H76ZM76 235H75V236H76ZM81 235H82V234H81ZM99 235H100V233H99ZM99 235H96L97 238H98ZM106 235H107V234H106ZM160 235H161V234H160ZM165 235H166V234H165ZM168 235H171V233L168 234ZM213 235H214V234H213ZM219 235H218V237H219ZM258 235H259V234H258ZM263 235H264V234H263ZM22 236H23V235H22ZM22 236H20V237H22ZM38 236H39V235H38ZM45 236H46V235H45ZM104 236H105V235H104ZM107 236H108V235H107ZM107 236H106V237H107ZM116 236H117V234H116ZM131 236H132V235H131ZM138 236H140V235H138ZM162 236H163V235H162ZM162 236H161V237H162ZM234 236H236V235H234ZM234 236H233V237H234ZM240 236H241V235H240ZM259 236H260V235H259ZM24 237H26V236H24ZM28 237H29V236H28ZM42 237H44V236H42ZM62 237H63V236H62ZM71 237H73V236H71ZM82 237H83V236H82ZM106 237H105V239H106ZM113 237H114V236H113ZM140 237H141V236H140ZM159 237H160V236H159ZM168 237H169V236H168ZM168 237H167V238H168ZM170 237H171V236H170ZM218 237H217V238H218ZM229 237H228V241H229ZM243 237H244V236H243ZM246 237H247V236H246ZM255 237H256V236H255ZM22 238H23V237H22ZM31 238H32V237H31ZM52 238H53V237H52ZM56 238H57V237H56ZM58 238H59V237H58ZM60 238H61V237H60ZM67 238H69V237H67ZM95 238H96V237H95ZM102 238H103V237H102ZM114 238H115V237H114ZM114 238H113V239H114ZM118 238L120 239V237H118ZM124 238H125V237H124ZM128 238H129L128 241H130L131 238L129 237V235H128ZM128 238H126V239H128ZM132 238H133V237H132ZM142 238H143V237H142ZM142 238H140V240H141ZM152 238H153V237H152ZM167 238H166V239H167ZM235 238H236V237H235ZM257 238H258V237H257ZM259 238H260V237H259ZM263 238H264V237H263ZM263 238H262V239H258V240H256L255 242H253V243L251 244V246H250V249H249L250 252H248V251H245V250H244L245 247H246V244H245L246 240H245L244 238H242V236H241V237L239 238V239H241V241H240V242L238 241V242H237V246H235V247H237L238 251H241V252H240L241 254L239 253V256H238V257H240V260H239V261L248 264L249 262L253 261V259H252L253 254H252V253H254V252L251 253V251H256L257 254H259V256L257 255L258 258H259V262H260L261 264H264V240H263ZM13 239H14V238H12V240H13ZM38 239L40 240V238H38ZM41 239H42V238H41ZM75 239H76V238H75ZM75 239H74V240H75ZM136 239H137V236H136ZM147 239H148V238H147ZM147 239H146V240H147ZM172 239H173V237H172ZM237 239H238V238H237ZM39 240H38V242H40ZM50 240H51V237H50ZM58 240H59V239H58ZM60 240H61V239H60ZM62 240H63V242H64L65 239L63 238ZM76 240L78 241V239H76ZM99 240H100V239H99ZM134 240H135V239H134ZM215 240H216V239H215ZM226 240H227V239H226ZM230 240H231V239H230ZM13 241H14V240H13ZM13 241H12V242H13ZM18 241H19V240H18ZM28 241H29V240H28ZM33 241H34V240H33ZM111 241H112V240H111ZM114 241H117V240H114ZM121 241H123V237H122V240H121ZM150 241L152 242V239H151ZM153 241H154V240H153ZM160 241H161V239H160ZM164 241H166V240L164 239ZM168 241H169V239H168ZM172 241H173V240H172ZM220 241H221V239H220ZM51 242H52V241H51ZM53 242H54V241H53ZM68 242H69V241H67V243H68ZM75 242H76V241H75ZM81 242H82V241H81ZM134 242H136V241H134ZM137 242H140V241H137ZM156 242H157V241H156ZM156 242H155V243H156ZM222 242H223V239H222ZM249 242H250V241H249ZM14 243H15V242H14ZM23 243H24V242H23ZM23 243H22V246H23ZM28 243H29V242H28ZM31 243H32V242H31ZM31 243H30V244H31ZM55 243H56V242H55ZM60 243H61V242H60ZM64 243H65V242H64ZM64 243H62V244H64ZM112 243H113V242H112ZM114 243H115V242H114ZM114 243H113V244H114ZM122 243H123V242H122ZM122 243H121V244H122ZM129 243H130V242H128V244H129ZM131 243H132V245H133L132 239H131ZM131 243H130V244H131ZM141 243H142V241H141ZM144 243H146V242H144ZM148 243H149V242H148ZM158 243H159V241H158ZM231 243H233V242H231ZM234 243H235V242H234ZM12 244H13V243H12ZM15 244H17V243H15ZM25 244H26V243H25ZM30 244H29V245H30ZM121 244H120V245H121ZM123 244L125 245V243H123ZM123 244H122V246H123ZM128 244H127V245H128ZM159 244H160V243H159ZM10 245H11V246H10ZM33 245H35V244H33ZM52 245H53V244H52ZM56 245H58V244H56ZM65 245H66V244H65ZM71 245H73V243H72ZM99 245H100V244H99ZM114 245H115V244H114ZM132 245H131V246H132ZM134 245H136V244H134ZM134 245H133V246H134ZM137 245H139V244H137ZM148 245H149V244H148ZM232 245H233V244H232ZM234 245H236V244H234ZM247 245H250V244H247ZM17 246H18V245H17ZM22 246H21V247H22ZM24 246H25V245H24ZM37 246H38V245H37ZM46 246H47V245H46ZM78 246H79V245H78ZM125 246H126V245H125ZM133 246H132V247H133ZM139 246H140V245H139ZM15 247H16V246H15ZM18 247H19V246H18ZM25 247H26V246H25ZM25 247H24V248H25ZM27 247H28V245H27ZM34 247H35V246H34ZM47 247H49V246H47ZM75 247H76V246H75ZM140 247H141V246H140ZM145 247H146V246H144V248H145ZM147 247H149V246H147ZM168 247L170 248V246H168ZM175 247H176V246H175ZM219 247H221V246H219ZM223 247H224V246H223ZM233 247H234V246H233ZM235 247H234V248H235ZM49 248H50V247H49ZM60 248H61V245H60ZM60 248H59V249H60ZM77 248H78V247H77ZM83 248H84V247H83ZM97 248H98V247H97ZM101 248H102V247H101ZM121 248L123 249L124 247H121ZM155 248H157V247L155 246ZM158 248H159V247H158ZM163 248H164V247H163ZM176 248H177V247H176ZM248 248H249V247H248ZM248 248H247V249H248ZM13 249H15V248H13ZM27 249H28V248H27ZM38 249H40V248H38ZM84 249H85V248H84ZM138 249H139V248H138ZM149 249H150V247H149ZM151 249H152V248H151ZM179 249H180V248H179ZM218 249H219V248H218ZM220 249H221V248H220ZM227 249H228V248H227ZM227 249H226V250H227ZM10 250H11V249H10ZM24 250H25V249H24ZM45 250H46V249L44 248V250H42V251H45ZM48 250H49V249H48ZM125 250H126V249H125ZM130 250H131V249H130ZM152 250H153V249H152ZM152 250H151V251H152ZM159 250H160V249H159ZM166 250H167V249H166ZM228 250H229V249H228ZM233 250H234V249H233ZM11 251H12V250H11ZM18 251H19V249H18ZM20 251H21V248H20ZM46 251H47V250H46ZM77 251H78V250H77ZM139 251H140V250H139ZM139 251H138V252H139ZM144 251H145V250H144ZM146 251H147V249H146ZM151 251L149 250V252H151ZM156 251H157V250H156ZM223 251H224V250H223ZM229 251H230V250H229ZM238 251H237V252H238ZM243 251H244V252H243ZM23 252H24V251H23ZM50 252H51V251H50ZM50 252H48V253L50 254ZM54 252H55V250H54ZM83 252H84V251H83ZM122 252H123V250H122ZM124 252H125V251H124ZM124 252H123V253H124ZM176 252H177V251H176ZM180 252H181V251H180ZM190 252H191V251H190ZM10 253H12V252H10ZM10 253H9V254H10ZM13 253H14V251H13ZM25 253H26V252H25ZM56 253H57V252H56ZM129 253H130V252H129ZM154 253H155V252H154ZM156 253H157V252H156ZM171 253H172V252H171ZM184 253H185V252H184ZM227 253H228V252H227ZM230 253H231V252H230ZM233 253H234V251H233ZM2 254H3V253H2ZM5 254H6V253H5ZM9 254L7 255V257L9 256ZM17 254H18V253H17ZM17 254H16V255H17ZM27 254H28V253H27ZM42 254H43V253H42ZM126 254H127V253H126ZM133 254H134V253H133ZM141 254H143V253L141 252ZM149 254H150V253H149ZM158 254H159V253H158ZM212 254H214V253H212ZM223 254H224V253H223ZM236 254H237V253H236ZM16 255H15V257H16ZM38 255H39V254H38ZM50 255H51V254H50ZM58 255H59V254H58ZM120 255H121V254H120ZM136 255H137V254H136ZM143 255H144V254H143ZM174 255H175V254H174ZM180 255H181V254H180ZM217 255H218V254H217ZM224 255H225V254H224ZM41 256H42V255H41ZM124 256H125V253H124ZM127 256H128V254H127ZM146 256H147V255H146ZM146 256H145V257H146ZM149 256H150V255H149ZM153 256H154V255H153ZM155 256H156V255H155ZM183 256H184V255H183ZM189 256H190V254H189ZM227 256H228V255H227ZM234 256H235V255H233V259H237V256H236V258H234ZM7 257H6V258H7ZM26 257H27V256H26ZM26 257H25V258H26ZM28 257H30V256H28ZM51 257H52V256H51ZM86 257H87V256H86ZM121 257H122V256H121ZM132 257H133V256H132ZM137 257H138V256H137ZM191 257H192V256H191ZM202 257L204 258L203 255H202ZM217 257H218V256H217ZM4 258H5V257H3L2 259H4ZM30 258H31V257H30ZM53 258H54V257H53ZM134 258H135V257H134ZM157 258H158V257H157ZM159 258H160V257H159ZM159 258H158L157 260H159ZM171 258H173V257H171ZM186 258H187V257H186ZM192 258H193V257H192ZM196 258H197V257H196ZM196 258H195V259H196ZM214 258H215V257H214ZM214 258H213V259H214ZM11 259H15V258L11 257ZM19 259H20V258H19ZM19 259H18V260H19ZM38 259H40V257H39ZM127 259H128V258H127ZM130 259H131V258H130ZM135 259H136V258H135ZM137 259H138V258H137ZM141 259H142V258H141ZM143 259H144V258H143ZM149 259H150V258H149ZM163 259H164V258H163ZM190 259H191V258H190ZM200 259H201V258H200ZM204 259H205V258H204ZM223 259H224V258H223ZM225 259H226V258H225ZM227 259H228V258H227ZM227 259H226V260H227ZM229 259H230V258H229ZM24 260H25V259H24ZM30 260H31V259H30ZM44 260L46 261V258H45ZM53 260H54V259H53ZM125 260H126V259H125ZM125 260H124V261H125ZM131 260H132V259H131ZM131 260H130V262H131ZM147 260H148V259H147ZM151 260H152V259H151ZM205 260H206V259H205ZM216 260H217V259H216ZM230 260H231V259H230ZM230 260H229V261H230ZM0 261L2 262L3 260H0ZM25 261H26V260H25ZM27 261H28V260H27ZM27 261H26V263H27ZM41 261L43 262L42 257H41ZM47 261H48V260H47ZM51 261H52V260H51ZM86 261H87V260H86ZM143 261H144V260H143ZM143 261H142V262H143ZM145 261H146V260H145ZM160 261H161V260H160ZM181 261H183V260H181ZM192 261H193V260H192ZM196 261H197V260H196ZM207 261H208V259H207ZM217 261H218V260H217ZM224 261H225V260H224ZM256 261H257V260H256ZM6 262H7V261H6ZM14 262H15V261H14ZM14 262H13V263H14ZM18 262H19V261H18ZM20 262H21V261H20ZM84 262H85V260H84ZM89 262H90V260H89ZM94 262H95V261H94ZM128 262H129V261H128ZM132 262H133V261H132ZM150 262H151V261H150ZM154 262H155V261H154ZM163 262H164V261H163ZM167 262H168V260H167ZM171 262H172V261H171ZM212 262H213V261H211V263H212ZM26 263H25V264H26ZM136 263H137V262H136ZM138 263H139V262H138ZM138 263H137V264H138ZM147 263H148V262H147ZM152 263H153V262H152ZM164 263H166V262H164ZM181 263H187V261H186V262H184V261H183V262L174 261L172 264H181ZM201 263H202V262H201ZM207 263H208V262H207ZM217 263H219V262H217ZM227 263H229V262L227 261ZM227 263H225V264H227ZM260 263H259V264H260ZM11 264H12V263H11ZM48 264H49V263H48ZM88 264H89V263H88ZM90 264H91V263H90ZM95 264H96V263H95ZM127 264H128V263H127ZM156 264H157V263H156ZM194 264H195V263H194ZM196 264H197V263H196ZM219 264H221V263H219ZM223 264H224V263H223ZM241 264H242V263H241Z\"/></svg>","mask_w":264,"mask_h":264}]
</instances>
